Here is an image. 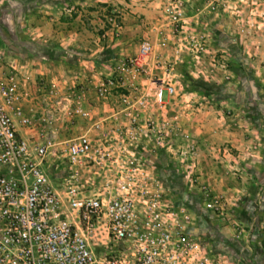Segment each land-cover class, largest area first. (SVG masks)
Here are the masks:
<instances>
[{
    "label": "built area",
    "instance_id": "obj_1",
    "mask_svg": "<svg viewBox=\"0 0 264 264\" xmlns=\"http://www.w3.org/2000/svg\"><path fill=\"white\" fill-rule=\"evenodd\" d=\"M150 48L143 40L119 67L143 69ZM14 69L0 55V264H237L194 231L198 215L170 184L172 171L204 209L225 213L222 196L200 183L201 149L172 84L149 78L146 92L108 94L101 83L88 97L73 83L32 96ZM67 124L78 133L56 137ZM52 155L65 168L62 196L46 171Z\"/></svg>",
    "mask_w": 264,
    "mask_h": 264
},
{
    "label": "rangeland",
    "instance_id": "obj_2",
    "mask_svg": "<svg viewBox=\"0 0 264 264\" xmlns=\"http://www.w3.org/2000/svg\"><path fill=\"white\" fill-rule=\"evenodd\" d=\"M54 12L58 17L55 25L51 27V20L43 24L49 31L84 26L83 33L94 48L75 47L66 53L40 45L34 33L36 20L53 17ZM76 15L79 19L72 21ZM64 16L71 20H61ZM145 39L151 48L144 68L121 69L119 65L128 62ZM0 55L15 66L19 78L28 79L32 96L66 93V79L71 75L77 86L86 80V90L92 96L101 83L108 94L146 92L149 78H161L178 94L203 96L205 110L212 106L230 115L243 104L250 120L259 126L258 138H264L263 86L255 67L256 60L264 58V0H0ZM69 57L85 63L68 71L63 61ZM225 101L233 107L224 105ZM35 103V99L24 102V110L30 112ZM25 129L20 126L19 133L34 136L30 140L38 136ZM77 133L63 126L54 135L67 138ZM59 146L54 149L57 154ZM224 146L226 143L219 145L214 158L225 166ZM227 148L226 154L231 152L230 145ZM56 155L47 161L46 171L61 194L65 168ZM203 155L207 158V149ZM201 160L202 167L205 160ZM173 183L181 194L185 192L180 194L182 200L198 215L197 232L205 243L237 264H264V182L253 185V190L260 189V196L247 198L245 208L218 216L204 209L193 186L182 180Z\"/></svg>",
    "mask_w": 264,
    "mask_h": 264
},
{
    "label": "crops",
    "instance_id": "obj_3",
    "mask_svg": "<svg viewBox=\"0 0 264 264\" xmlns=\"http://www.w3.org/2000/svg\"><path fill=\"white\" fill-rule=\"evenodd\" d=\"M64 17L60 19L66 22L71 20L70 18H66V16ZM56 18L58 17L54 12L53 17L39 16V19L36 20L34 33L40 45L46 46L47 50L50 51H66V53L73 51L75 47L87 46L86 48L88 49L94 48V45L90 44L86 36L87 34L83 33L85 31L84 26H81L80 29L70 30L65 27L64 31H57L56 28L49 31L46 25H43H48V22H45V20H51V27L52 25L54 26L55 23L53 21ZM76 19H79V15H76L72 21ZM97 41L100 40L97 38ZM124 43L120 42V45ZM59 46H62L64 50H60ZM257 52L261 51L257 50ZM57 62V66L59 67L60 61ZM63 62L65 69L72 72L77 66L85 63L84 60L75 59L74 57H69V59ZM256 63L255 67L259 70L257 73L259 74L261 86H263L260 91L264 95V58H258ZM53 66L55 67L56 63ZM72 78L73 76L71 75L66 79L68 85L78 82ZM80 81L83 82L85 95L91 97L92 95L86 90V80L82 79ZM179 100L180 110H183L181 122L190 130L195 140L199 143L201 149L200 157L205 160L201 171L203 177L200 181H206L216 193L222 195L226 214L240 211L242 208H245L246 200L250 196H260V189L257 187L253 190V185H256L259 181L264 182V138H258V134H260L259 126L250 120L248 109L244 108L243 104L235 107V111L238 110L239 112L233 111L230 115H224L221 113V109L217 107L209 106L207 107L208 110L203 109L201 103L203 96L201 95L183 94ZM183 101H191V103H183ZM223 104L233 107L230 101H225ZM66 128L71 132L79 131L77 124L71 127L67 124ZM31 131L35 132L36 128L25 129V132ZM262 131H264V128ZM224 143H226V146L230 145L231 150L228 154L223 153L222 157L225 156L224 159L221 157V160L227 161L225 166L224 164H219V160L214 158L218 156L219 150L215 153L207 151V158L203 155L208 145L218 148L220 144ZM193 189L196 196L199 197L198 190L194 187ZM183 202L186 203L185 201ZM197 230L198 225L194 228V231L198 234Z\"/></svg>",
    "mask_w": 264,
    "mask_h": 264
},
{
    "label": "trees",
    "instance_id": "obj_4",
    "mask_svg": "<svg viewBox=\"0 0 264 264\" xmlns=\"http://www.w3.org/2000/svg\"><path fill=\"white\" fill-rule=\"evenodd\" d=\"M173 177H171L170 180V184L177 190L178 188L174 185V180H180L172 171L169 172ZM179 192V194H181L180 190H177ZM184 193H182L181 195H183Z\"/></svg>",
    "mask_w": 264,
    "mask_h": 264
}]
</instances>
